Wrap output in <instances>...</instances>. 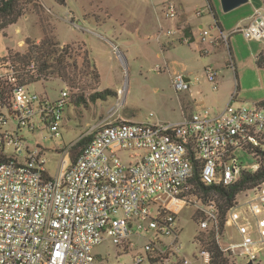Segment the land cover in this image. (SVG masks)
Masks as SVG:
<instances>
[{
  "label": "built area",
  "instance_id": "2783aa9c",
  "mask_svg": "<svg viewBox=\"0 0 264 264\" xmlns=\"http://www.w3.org/2000/svg\"><path fill=\"white\" fill-rule=\"evenodd\" d=\"M165 14L178 16L175 2ZM237 31L264 39V16L256 12ZM202 34L218 45L229 40L223 31ZM28 68L34 72L35 63ZM19 73L0 51V264H104L95 249L106 241L124 252L139 246L133 264H177L171 257L181 250L182 207L196 202L201 229L219 230L216 199L197 182L228 187L263 163L264 105L237 107L233 96L217 113L203 106L179 122L104 120L87 133L92 138L76 161L67 155L53 177L42 146H29L25 131L49 128L59 138L71 92L66 87L55 100L31 93ZM206 73L217 89L220 70L207 66ZM172 81L179 92L190 89L184 75ZM217 238L225 251L256 259L247 236L229 244Z\"/></svg>",
  "mask_w": 264,
  "mask_h": 264
},
{
  "label": "rangeland",
  "instance_id": "374dc122",
  "mask_svg": "<svg viewBox=\"0 0 264 264\" xmlns=\"http://www.w3.org/2000/svg\"><path fill=\"white\" fill-rule=\"evenodd\" d=\"M31 1L27 0L25 13L17 23L0 28V49L5 50L3 53H8L9 56L24 52L29 40L39 42L37 40L44 36L46 26L61 46L68 43L74 45L73 53L79 61V69H82L79 70L76 85L51 76L41 78L40 82L28 87L31 93L46 94L53 100L66 87L71 92V103L60 122L62 135L59 138H50L49 128L25 131L29 146H42L45 166L53 177L60 174L67 155L72 162V145L104 120L179 122L184 119L185 112L189 115L198 107L206 106L215 111L227 104L222 86L219 84L218 90L213 89L205 68L213 66L221 73L225 71L227 75L230 69L226 68L225 61L229 59L228 48L223 47L215 53L200 56L188 44L164 47L162 43L169 28V18L166 19L164 14L168 0H67V5H61L55 0H38L35 1L36 6ZM173 1L178 6L182 2L190 16L197 10L203 11V15L196 21L203 23L205 29L212 28L214 33L218 32L214 27L215 20L208 0ZM216 1L220 19L226 14H236L244 6L224 11L221 0ZM38 4L44 7L41 12L43 23L38 14ZM69 9L74 12L75 17H70ZM106 9L109 14L105 13ZM19 28L20 32L17 31ZM113 43L125 52L128 63L125 64ZM85 49L89 52V60L100 73L98 84L87 77L84 71ZM185 71L191 77V88L179 92L172 79L175 75H184ZM106 88L117 91V96H109L106 100L90 99L93 92ZM82 92L84 97L79 99L78 94ZM68 115L72 118L68 119ZM111 115L113 116L110 117ZM197 205L196 202L185 205L177 214L181 250L177 257H171L177 264L207 263V255L201 251L196 241V236L201 231L199 223L193 219L194 215L199 214ZM169 240L170 238H164V241ZM138 249L139 246L127 248L124 252L116 244L106 241L96 247L95 251L104 259V264H117L119 261L133 264V256L138 253ZM237 262L241 264L240 261ZM255 264H264V252L259 255Z\"/></svg>",
  "mask_w": 264,
  "mask_h": 264
},
{
  "label": "crops",
  "instance_id": "0c3cea01",
  "mask_svg": "<svg viewBox=\"0 0 264 264\" xmlns=\"http://www.w3.org/2000/svg\"><path fill=\"white\" fill-rule=\"evenodd\" d=\"M169 1L173 0H168L165 6ZM211 2L219 18V24H217L216 21L214 24L218 32L214 33L212 28L207 29L210 30L213 36H217L221 31L228 34L229 40L227 44H215L211 36H206L205 39H203L204 35L202 34V30H205V28L203 23L196 21L198 17L203 15V11L197 10L193 16H190V13L186 10L182 2L179 3V6L175 2L178 7V16L176 18L171 19L165 16L166 19L169 18L170 20L168 19L169 28L165 33L166 39L162 44L164 47L188 44L198 52L200 56H207L215 53L218 50L220 51L223 47L228 48L229 59L225 61L226 68L230 69L227 71V75L224 73L225 71L222 73L220 71L221 75H219L218 78V88L214 90L219 89V84L222 86L225 92L224 101L227 104L234 96L232 100L233 105L237 107L254 106L264 100V68H260L256 63L258 54L264 52V39H247L242 31L235 32V30L249 26L255 20L256 12H260L264 16V2L262 0H249V2L243 4V8L236 14H226L223 19H220L217 12V1L211 0ZM210 11L212 12L211 8ZM105 13L109 14V10L106 9ZM68 14L70 17H75L71 9L68 10ZM17 31L20 32L21 29L19 28ZM184 35L189 38L188 42L183 40ZM243 39H245V42H243ZM37 41H40V39ZM240 43H242L241 46ZM113 44L117 48L119 56H121V58H123V55L126 57L125 52L120 47L116 46L115 43ZM0 51L4 52L5 50L0 49ZM186 68L188 69L189 66ZM186 72L187 71H185L184 76L190 81L191 88L192 80L189 73ZM225 106L215 111L212 110V112L217 113L224 109ZM67 107H69V105ZM201 107H198V109ZM189 115L185 112L184 117ZM67 118L71 119L72 117L68 115ZM238 197L237 206L231 209L227 215V223L224 234L222 235V243H240L243 236H247L249 239L256 242L257 257L253 260V264H255L259 255L264 252V184L258 188L242 192ZM236 257L241 264H247L251 261V259L244 255ZM238 264L240 263L238 262Z\"/></svg>",
  "mask_w": 264,
  "mask_h": 264
},
{
  "label": "trees",
  "instance_id": "16d2710c",
  "mask_svg": "<svg viewBox=\"0 0 264 264\" xmlns=\"http://www.w3.org/2000/svg\"><path fill=\"white\" fill-rule=\"evenodd\" d=\"M38 0H32L31 3H35ZM61 5H67V0H55ZM209 6L214 14L215 21L219 24L218 15L212 5L211 0ZM264 2V0H262ZM27 0H2L0 4V28H6L19 21L24 15L26 10ZM38 14L44 22L42 17V11L44 10L40 4H38ZM38 10V9H37ZM44 36L39 42L28 41V47L24 52H16L9 57L12 63L18 66L20 73V83L23 85H31L39 82L41 78H47L51 76H57L63 81H70L73 85L78 83L79 61L74 56L73 50L75 49L73 44H61L48 32L46 26H44ZM79 49L81 47L79 46ZM83 66L86 76L89 77L96 84L100 83V73L96 65L89 60L88 50H84ZM34 62L35 71L32 72L28 66ZM256 63L260 68H264V52L258 54ZM109 96L116 97L117 91L110 88L103 90H97L90 95L92 101L99 99L106 100ZM79 99H83L84 94H78ZM72 98V96H71ZM71 103V99L70 102ZM69 105V104H68ZM67 105V106H68ZM258 105H264V100L260 101ZM92 134L84 135L79 141L72 145L74 147L72 151L71 160L75 162L80 153L84 150L88 142L91 140ZM199 188L205 191V195L214 196L219 208V221L218 231L212 229H201L196 236V241L201 247V251L207 254L206 264H238L237 257L230 251H225L222 245L218 241V234L223 235L227 223V215L229 211L237 206V197L242 192L255 189L264 183V159L260 169L254 173H246L242 179L231 186L224 187L221 185L204 186L197 182ZM199 211V210H198ZM202 215L199 212L198 215H194L193 219L199 223L201 222Z\"/></svg>",
  "mask_w": 264,
  "mask_h": 264
},
{
  "label": "water",
  "instance_id": "95a60500",
  "mask_svg": "<svg viewBox=\"0 0 264 264\" xmlns=\"http://www.w3.org/2000/svg\"><path fill=\"white\" fill-rule=\"evenodd\" d=\"M247 2H249V0H221V5L224 11H230L243 4H246ZM123 58H124L125 64L128 63L127 58L124 55H123ZM247 264H253V260H251Z\"/></svg>",
  "mask_w": 264,
  "mask_h": 264
}]
</instances>
